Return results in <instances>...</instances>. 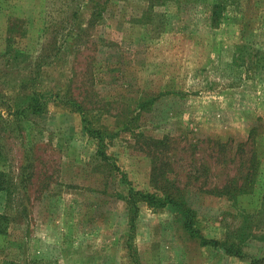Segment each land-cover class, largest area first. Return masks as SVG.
I'll return each instance as SVG.
<instances>
[{
	"label": "rangeland",
	"instance_id": "1",
	"mask_svg": "<svg viewBox=\"0 0 264 264\" xmlns=\"http://www.w3.org/2000/svg\"><path fill=\"white\" fill-rule=\"evenodd\" d=\"M213 1L182 0L183 11L171 10L176 19L166 27L163 7L139 24L134 19L141 16L136 5L142 1H113L97 35L115 46L98 50L89 43L73 65L44 73L43 80L62 82L74 68L79 99L93 102L90 127L115 134L107 148L110 162L125 175L127 184L120 185L113 180L121 176L117 171L116 178H107L108 170L95 165L97 146L81 135L78 114L51 104L40 117L16 115L27 104L19 102L32 92L30 55L37 56L40 47L34 35L50 5L0 0V116L10 127L2 129L0 121V168L21 188L9 201V236L0 241V264L5 258L14 264H264V68L250 60L230 67L236 44L248 46L242 48L245 55L264 53V0L242 6L255 16V31L245 43L239 40L240 23L211 32L207 9ZM143 96L157 99L142 110ZM252 131L254 143L248 141ZM166 134L173 141L164 159L173 179L183 182L187 175L191 181L187 202L200 233L219 242L243 239L246 257L202 245L171 207L140 202L130 230L128 205L118 192L156 191L150 181L152 140ZM28 148L33 160L24 158ZM252 151L259 166L257 177L247 182L249 193L238 198L214 193L229 180L244 185Z\"/></svg>",
	"mask_w": 264,
	"mask_h": 264
},
{
	"label": "trees",
	"instance_id": "2",
	"mask_svg": "<svg viewBox=\"0 0 264 264\" xmlns=\"http://www.w3.org/2000/svg\"><path fill=\"white\" fill-rule=\"evenodd\" d=\"M49 3L50 7L46 13V16L43 17L42 22L43 26L41 29H37L39 34L35 33L34 41H39V53L37 56H31V87L32 92L24 97V101H20V105L27 103L23 110H16L15 113L17 116L25 115L32 117H40L47 113L49 106L54 104L56 106H61L68 108V112L76 113L80 116V126H81V135L85 138L94 140L96 143V152L92 155L93 159L97 160L95 165L97 168L107 169V178H114L117 175L113 173L117 171L121 176L119 179H113L117 181L120 185H123L125 181V175L121 172V169L116 165L115 162H110V153L108 151V139L115 138L114 135H110L106 130L99 128L90 127V111L89 104L93 102L90 99V102L84 97L79 99V94L76 93L73 88L77 74L74 72L71 77L63 80L62 82L56 81L55 79H49L47 77L45 80L42 78L47 76L46 70H52L54 68H60L63 63H70L73 65L75 59L82 54L87 44L92 43L98 50L102 47H114L115 44L103 38L102 36L97 35V28L99 24L106 19V15L109 13V9L113 1L116 3L124 2V4H131L133 0H45ZM140 3L143 6L136 5L138 15L140 17L134 19L135 23H143L145 19H151L152 14L155 15V10L157 8L163 7V20L165 22V27L173 24L176 18H172L174 14L171 13H181L183 11L181 4L182 0H134ZM246 1V2H244ZM249 0H214L209 8L207 9V22L208 27L211 32L216 33L222 29L223 26L233 25L240 23L239 31V40L242 43L251 41L254 28L255 16L250 15L251 11L248 13L242 6H245L244 3H248ZM251 7H253V2L255 0H250ZM172 5H176V8H173ZM246 7V6H245ZM88 10V19H84V11ZM153 12V13H152ZM253 12H255L253 10ZM254 16V18H253ZM260 17V15H256ZM32 18V17H31ZM260 20L264 23V16L260 17ZM31 22V21H30ZM29 22V24H30ZM35 22V20H34ZM33 25V21L31 23ZM35 30V31H37ZM34 31V30H33ZM264 46V45H263ZM244 47H248L246 44L235 45V49L232 55L231 69H238L245 66V63L252 61V64L255 68L260 69L264 68V53L260 50L256 52L255 56L252 54L245 55L242 53ZM256 57V61H254ZM73 58V59H72ZM29 64V65H30ZM49 70V71H50ZM48 71V72H49ZM45 73V74H44ZM90 74L88 71L86 72ZM86 74V76H87ZM84 83V79L81 84ZM166 93H171L167 91ZM165 93V94H166ZM174 96L183 97L184 92L175 91L172 93ZM89 95H91L89 91ZM23 98V99H24ZM156 97L143 96L140 98L138 106L142 110L150 108ZM18 103V104H19ZM16 104V106L18 105ZM14 106V107H16ZM19 107V106H17ZM0 121L2 122V129L10 128L6 124V119H3L0 116ZM253 132V131H252ZM252 135V136H251ZM251 139H248L251 143L255 141V132L251 134ZM173 138L169 134L164 135L160 139H153V156H152V174L150 181L153 184V188L156 191L153 193L135 191L134 188L121 189L118 192V200L124 201L128 206L127 210L129 211V225L130 230L133 231L137 220L139 219L140 213V202H146L150 207L154 209H165L171 207L175 211H180L183 216L186 218L185 228L189 231L194 239L200 240L201 244L204 246L215 245L223 248L225 254L237 255L240 258L246 257L243 246L241 242L236 241H226L219 242L217 240H210L202 236L200 233L197 222H196V212L187 202L189 187L191 186V181L189 177L185 175V181H179L177 178L173 179L171 177L170 163L165 160V156H168L171 152V143ZM33 148V147H32ZM193 148V147H192ZM196 148V146H194ZM31 150H27L26 157L27 159L33 160L31 156ZM224 151V150H223ZM222 151V152H223ZM239 151V150H238ZM244 152V149L242 150ZM250 159L248 160V169L249 175L244 177V185L237 187L234 180H229L227 183L220 187L219 185L215 187L214 193H219L220 195L231 196L232 198H238L237 196L243 193H249L247 191L248 181L253 180L257 177V170L259 166L258 156L255 151H252ZM2 151L0 150V159ZM29 162V166L32 168L33 165ZM244 162H241L243 165ZM244 167H247L244 165ZM124 175V176H123ZM11 173L5 169L0 168V199L3 198L2 202L0 200V241H4L3 237H8V228L11 221V209H10V198L12 197L14 191L17 193L20 192L21 188L19 183L12 182ZM30 177V176H29ZM29 177L27 179H29ZM233 183V185H231ZM108 184V182H107ZM127 184V182H126ZM125 184V185H126ZM124 185V186H125ZM231 185V186H229ZM24 189V187H23ZM3 195V196H2ZM5 197V200H4ZM8 199V202L6 200ZM26 213V210L24 211ZM130 231V232H131ZM0 248H2L0 246ZM128 248H131L128 244ZM136 252V250H135ZM133 254V252H132ZM135 255V254H134ZM136 256V255H135ZM2 264H14L9 260L3 259ZM253 264H259V261H253Z\"/></svg>",
	"mask_w": 264,
	"mask_h": 264
}]
</instances>
